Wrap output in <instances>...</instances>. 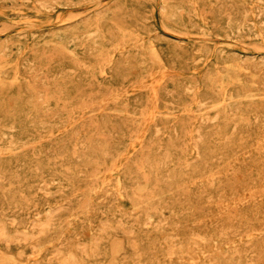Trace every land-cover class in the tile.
<instances>
[{
  "label": "rangeland",
  "instance_id": "rangeland-1",
  "mask_svg": "<svg viewBox=\"0 0 264 264\" xmlns=\"http://www.w3.org/2000/svg\"><path fill=\"white\" fill-rule=\"evenodd\" d=\"M0 264H264V0H0Z\"/></svg>",
  "mask_w": 264,
  "mask_h": 264
},
{
  "label": "bare ground",
  "instance_id": "bare-ground-1",
  "mask_svg": "<svg viewBox=\"0 0 264 264\" xmlns=\"http://www.w3.org/2000/svg\"><path fill=\"white\" fill-rule=\"evenodd\" d=\"M3 154V153H2ZM6 188V187H5ZM4 198V197H3ZM48 213V212H47ZM48 219V218H47ZM23 235V234H22ZM26 234H24L23 236H25ZM29 236V235H28ZM30 239V238H29ZM110 262V261H109Z\"/></svg>",
  "mask_w": 264,
  "mask_h": 264
}]
</instances>
